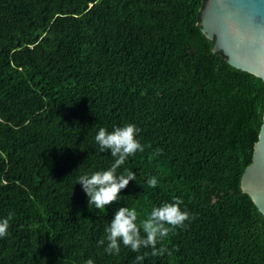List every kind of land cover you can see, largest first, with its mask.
Instances as JSON below:
<instances>
[{
	"label": "trees",
	"instance_id": "trees-1",
	"mask_svg": "<svg viewBox=\"0 0 264 264\" xmlns=\"http://www.w3.org/2000/svg\"><path fill=\"white\" fill-rule=\"evenodd\" d=\"M203 3L0 0V264H264V215L240 188L264 82L212 50ZM129 122L145 151L120 171L137 179L106 210L88 208L78 176L114 162L94 135ZM173 197L191 219L166 251L98 245L119 207L144 218Z\"/></svg>",
	"mask_w": 264,
	"mask_h": 264
},
{
	"label": "clouds",
	"instance_id": "clouds-1",
	"mask_svg": "<svg viewBox=\"0 0 264 264\" xmlns=\"http://www.w3.org/2000/svg\"><path fill=\"white\" fill-rule=\"evenodd\" d=\"M140 129L134 123H124L114 126L111 130L99 127L94 135L95 144L101 153H110L114 162L110 167L82 171L76 183L86 197L87 207L96 210H106L108 206L121 200L130 181H136V173L125 168L120 171L130 157L138 152L143 153L145 146L139 137ZM160 150L155 153L158 155ZM75 183V184H76ZM159 180L155 175L147 180V187L155 188ZM180 197L153 205L144 218L135 207L121 206L112 215L105 232L106 236L99 240L98 245H105L108 255H119L121 247L140 253L142 249H151L156 255L166 251L157 245L162 242L177 227H184L191 215ZM9 230V220L0 218V238L5 237ZM145 255H137L134 264H143ZM86 264H94L89 259Z\"/></svg>",
	"mask_w": 264,
	"mask_h": 264
},
{
	"label": "water",
	"instance_id": "water-1",
	"mask_svg": "<svg viewBox=\"0 0 264 264\" xmlns=\"http://www.w3.org/2000/svg\"><path fill=\"white\" fill-rule=\"evenodd\" d=\"M199 25L226 62L264 82V0H204ZM240 188L264 215V110L251 162L240 177Z\"/></svg>",
	"mask_w": 264,
	"mask_h": 264
}]
</instances>
